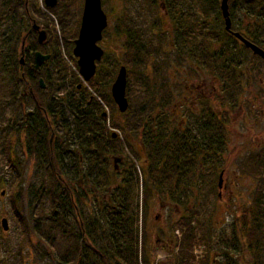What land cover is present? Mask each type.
Instances as JSON below:
<instances>
[{
	"label": "trees",
	"instance_id": "trees-1",
	"mask_svg": "<svg viewBox=\"0 0 264 264\" xmlns=\"http://www.w3.org/2000/svg\"><path fill=\"white\" fill-rule=\"evenodd\" d=\"M157 1L125 0L126 8L119 22L118 32L123 31L126 38L124 58L125 65L129 68L139 69L141 61L147 60L146 54L150 56L151 35L148 34L146 24L149 23L148 16H145L143 21L140 16L143 9L144 11L149 10L151 14L156 13L161 8ZM161 1L164 10L171 14L173 20L181 19V17H175L180 0ZM72 5L73 11L68 9L67 4L60 7L58 12L49 10L57 17V25L61 30L69 27L70 39H74L78 33L82 1L73 0ZM248 6V9L253 7V10H257V3L254 0ZM36 7L37 0H0V91L4 94V99L7 95L11 97L12 105L15 107L12 118L8 120V123L12 125L8 126L9 135L14 133L17 139H20L22 135L28 157L34 159L39 165L44 163L39 186L30 198L26 196L28 198L26 205L22 190L17 193L12 192L9 199L12 219L19 228V256H21V243L29 246V249L33 248L29 239V235L32 234L52 250L56 264H154V255L161 242H163L162 249L166 246L177 249V254L168 260L169 262L174 260L175 264H217L216 261L210 259L209 255L210 247L214 246V236L210 228L201 221L199 212L192 204L189 190L194 185L199 187L198 184L205 187L206 179L208 188L214 191L217 189L216 181L219 172L224 169V163L222 162L223 167L219 171L216 165L218 160L215 162V159L219 153L222 159L226 147L224 123L217 120L210 105L200 98V117L193 125L186 124L183 130L176 129L168 137L167 109L161 106L167 105L169 101V94H166L168 90L162 87L157 88V92L162 96L159 98V104H156L151 98L149 86L144 85L140 90L139 98L141 99L138 108L134 109L132 96L126 87L128 109L124 115L130 119L126 122L125 128L114 124L112 126L122 131L126 136L127 144L129 137L140 139L146 165L141 167V180L135 170L122 171L120 181L116 180L115 188H112V177L118 175L119 172L109 169L110 161L106 159L101 149L102 144L99 145L86 136L87 134L94 135V133L101 134L103 129L99 128L93 110L99 111L102 108L96 101L97 97L94 98L91 95L89 97L93 98L94 104L85 105L89 94L81 86L82 92H77L79 84L73 94V97H76L77 92L79 101L77 107L74 105L73 108V101L70 99L74 86L73 77L77 82L79 78L75 73L69 75L66 64L60 59L57 46L52 45L49 52H44L45 45L37 43V36L30 25L32 21H35L32 15H37ZM39 16L42 17V15ZM201 20L202 23L199 26L203 31V28L208 25L204 23V18ZM121 21L124 23V29L121 28ZM35 23L49 32L47 25ZM198 33L197 37H193L197 38L195 42L189 41L188 46L179 48V51L195 65L196 70L205 69L210 74L218 70L223 89L221 100L217 98L215 102L222 106L235 108L236 97L230 98L231 83L232 85L237 84L240 89L242 79L229 57L232 51L227 53L210 50L208 42L204 40L205 35ZM67 35L63 36L65 42L69 40ZM198 42H200L199 45ZM64 47L72 59L73 44L66 42ZM35 52L50 54V59L39 71L33 69ZM20 58H23V66L20 64ZM216 60H220L218 63L220 70L217 65L214 66ZM73 64L76 67L74 59ZM112 67L114 70L118 66H110L109 70L101 69V71L105 70L103 76L106 74L107 78L100 77V80L96 82L91 79L88 84L98 90V84L103 78L111 81ZM195 69L191 70L192 75L197 74ZM39 79L43 80L44 89L39 88ZM137 89L139 90V87ZM48 91V94L43 95ZM61 93L67 97L64 101L55 103L57 95ZM234 95L237 96L235 92ZM98 96L104 100L108 98L107 102L113 103L110 96L105 97L102 94ZM25 97L29 102H24ZM44 98H46L45 105L50 116L54 109L56 113L60 110L63 114L64 129L69 130L71 123L65 114L75 115L73 119V157H70L71 154L67 152L68 145L61 146L59 151L55 145L49 146L48 137L47 135L44 137V132L39 130L40 127L30 126L25 123V120H19V124L13 120L18 116V110L28 105L32 106L37 118ZM155 109L159 110V113L154 116ZM90 115L92 118H89ZM203 129H206V134ZM9 138L5 143L3 160L6 166L14 169V181L19 182L21 173L18 170L19 163L12 160L13 151ZM121 148L120 143L117 145L110 143L107 153L111 157L115 156ZM129 148L134 151L132 147ZM134 152L139 160V155L136 151ZM14 156L16 160L17 156ZM66 160L72 161L73 176L75 178L80 176L85 189L70 188L69 183L72 178L65 179L66 175L63 174L62 169V164L68 163ZM248 163L250 168L262 169L264 157L259 153L249 159ZM199 173L206 174V176L208 174V178L204 180ZM75 182L79 187L78 181H73V186ZM89 194L92 196L90 197ZM103 196L109 198V202L105 201ZM152 198L163 203L167 201L174 203L177 208L186 207L187 209L185 208V214L170 223V235L166 236L163 232L158 235L157 241L160 244L151 247L150 251V248L146 247V233H138L137 228L133 230V225L138 222L140 203L143 208L142 222L144 223L146 208ZM144 227L143 224V231H145ZM175 230L181 233L180 240L173 235ZM197 245L207 251L205 256L199 260H195L194 255ZM169 248L165 250L168 252ZM215 248L213 251L221 259L220 264H239L231 254L232 252L241 253L243 250L250 253L251 264H264V195L262 193L257 194L251 207L244 209L240 216H235L229 237L224 242L222 241V244L219 241ZM23 255L27 256V251L23 252Z\"/></svg>",
	"mask_w": 264,
	"mask_h": 264
},
{
	"label": "rangeland",
	"instance_id": "rangeland-1",
	"mask_svg": "<svg viewBox=\"0 0 264 264\" xmlns=\"http://www.w3.org/2000/svg\"><path fill=\"white\" fill-rule=\"evenodd\" d=\"M81 1V7L83 8V0ZM72 2L73 0H57L55 7L46 9L44 0H37V15H32L35 21H32L30 25L32 27L33 23L37 22L39 25L43 24L48 26L49 32H47L44 27H41V30H44L48 34V39L51 38L50 42L44 46V52H49L53 47L52 45L57 46L60 59L66 64V70L69 75L75 73L79 78L80 83L73 77V94L76 86L79 84L81 87H84L86 93L89 94L87 97L90 95L94 98L97 97L96 101L107 115L105 126L109 125L110 128H112V124L116 125V123H118L119 125L120 121H122V128H125L126 122L130 119L124 114L119 113L114 103H108V98H105L104 100L102 97L98 96L100 94L105 97L110 96L111 86L115 80L117 71L121 66L127 68L128 82L126 87L127 91L130 92V96H132L134 109L138 108L141 99L139 98V96H141L140 90L144 85H146V87L149 86L148 88L151 91V98L155 100L156 104H159V98L162 96L161 93L157 92V88L162 87L163 89H169L170 92L167 91L168 93L166 94H173V97L178 96L183 92L184 85L186 84H184L183 81L184 75L186 74L188 77V71L190 72L195 69V65L190 62L186 56L181 55L179 49L173 48L172 45L175 33L173 29L174 20L167 16L163 18V12L160 9L157 10L156 13L153 12V14H151L149 10L144 11L143 9L141 11V21H143L142 19H144L145 16H148L147 20L150 23H146L148 25V34L151 35V47H149L150 56L148 53L146 54L147 60L141 61L139 69L129 68L125 65V47L123 44L125 36L123 31L118 32L120 19L124 16L123 10L126 8L125 0H105V2H102L101 0L102 10L107 17V27L102 33V40L98 43V46L103 50L104 55L101 61L96 63V73L93 77L94 81H99L100 77L107 78L106 74L103 76L105 70L101 71V69L109 70L110 66L116 67V65L118 67L114 70V67H112L113 77L111 81L103 78L102 82L98 84V90L88 83L83 84L78 75L77 65L75 67L73 64V59L75 62L76 59L72 56V51L71 59L67 53L66 47H64V43L66 45V42L73 44L77 39V36L74 39H70L69 27L67 26L65 27V30H61L57 25V17L52 15L49 11L57 10L56 12H58L60 7L66 4L69 5L68 9L73 11ZM157 4H159L158 1ZM178 4L179 8H177L175 17L179 18L184 14L186 18V24L184 25L185 28L192 27L195 29V32L197 29L201 30L199 24L202 23V16L199 12L203 4L200 5V0H180ZM39 15H42V17ZM203 16L208 19V22L210 23L208 26H213L214 28V17L209 12ZM43 21H45V23H43ZM66 35L69 40H66L65 42L63 36ZM235 53V51H233V53L230 52L229 57L233 60L236 59ZM242 61L243 62L237 60L232 62L233 67L239 72L242 79L240 89L237 84L232 85L231 83L230 98L236 97V106L235 108H231L230 106L220 105L221 115L222 118L225 119L226 128V147L222 154V162L224 163L225 168L222 173L221 189H216L214 191L208 188L206 179L208 178V174L206 176V174L199 173L201 178H204V180L206 179L205 187L202 184H198L199 187L194 185V187L189 190L192 204L199 212L201 221L204 222V225L210 228V231L214 236V246L212 248L210 247L209 255L210 259L214 260V262L216 261L217 264H220L221 259H219L218 255L214 254L213 250L216 249L215 247L218 246L219 241L222 244V241L224 242V240L229 237V234L231 233V224L233 223L235 216H240L244 209L251 207L258 193L264 195V166L262 169L259 167L250 168L249 163L247 164L249 159L259 153L264 157V66L254 60L250 55H247L246 57L243 56ZM189 81L191 82L190 92L185 93L187 99L183 109L178 107L174 108V105L172 106V100L168 101L167 105H161L165 106V109H168L169 112L173 111V123L176 125L174 126V131L179 127V124L183 119L187 120L186 117H188V115L190 116L189 125H193L195 120L200 117V106L198 105L199 97L204 98L207 104L209 103L213 107L215 106L213 102H215L214 97H216L214 96L216 83L212 75L205 73L194 80L189 78ZM137 87H139V90ZM234 92L237 96L234 95ZM46 93L48 94L49 91L43 93V95ZM11 100L12 99L9 95L5 96L4 99V94L0 91V220L2 218L7 219L9 226L6 233L2 232L0 228V264H56L52 250L32 234L29 235V239L33 244V248L29 249V246L21 243V256L18 254V244L20 241L19 228L12 219L9 199L12 192L17 193L22 190L23 196H25L26 199V205L28 198L34 194L35 189L39 186L44 163L42 162L39 165L34 159L28 157L24 143L25 141L22 138V135L20 139H17L14 133H12L11 136L9 135L8 126L10 124L8 123V120L12 118L15 112V107L12 105ZM27 101L29 102L25 97L24 102L27 103ZM32 111L33 108L30 105L23 107L18 110V116L13 120L17 121V123L19 120H25V123L28 125L36 127L38 124L35 117L29 116L25 118V115ZM155 113L156 112L154 111V114ZM116 130H118L119 133H122L118 128ZM121 135L123 137V134ZM8 137H10L11 150L13 151L12 160L17 164L19 163L18 170L21 172L19 182L14 181V169L10 168L8 165L6 166L3 160L5 143ZM135 138L139 140L138 137ZM122 139L121 147L124 149V153H122L129 163L131 171L135 170L137 173L136 175H138L141 180V159L139 158L138 160L134 154V151H136V144L133 145L134 151H132L127 145L126 139L124 137ZM14 155L17 156V161L15 160ZM66 162L68 161L66 160ZM65 167L68 171L65 179L69 180L72 178V181L69 183L70 188L72 189L74 187L77 188V190L85 189V185L83 186L80 176L77 178L73 176V169H71L70 162L65 163ZM112 167L111 159L109 163V169L111 171H113ZM124 168L125 167H121L119 174L112 177V188H115V184L120 181ZM116 180L117 182H115ZM73 181H78L79 184L80 182L82 183L80 184V189L76 182L73 186ZM217 182L218 181H216V183ZM2 191L4 192L3 196H1ZM218 192H220L221 195L219 198ZM100 193L101 191L99 194ZM89 196L91 197L92 195L89 194ZM193 198H195V200ZM105 201L108 202L106 199ZM191 207V209H193V206ZM185 208L186 207L177 208L174 203L168 201L162 203L156 198H152L147 205V211L143 223V208L140 203L138 222L133 225V230L137 228L138 233H146V247H148L147 249L150 248L151 251V247L160 244L157 241L158 235L162 232L165 233L166 236L170 235V223L185 214ZM143 224L145 226V231H143L142 228ZM173 235L180 240L181 233L179 230H175ZM162 244L163 242H161V245L158 247L154 255V264H161L163 262H166L165 264H175L174 260L171 262L168 260L177 254V249L166 246L165 249L169 248L167 252L165 249H162ZM196 247L194 254L196 256L195 260H199L205 256L207 251L202 249L201 246L197 245ZM25 251H27V256L23 255V252ZM231 255L233 259L235 258L238 260L239 264H251V255L246 250H243L241 253L232 252Z\"/></svg>",
	"mask_w": 264,
	"mask_h": 264
},
{
	"label": "flooded vegetation",
	"instance_id": "flooded-vegetation-1",
	"mask_svg": "<svg viewBox=\"0 0 264 264\" xmlns=\"http://www.w3.org/2000/svg\"><path fill=\"white\" fill-rule=\"evenodd\" d=\"M254 1L257 3V10H253V7L252 9H248L249 7L248 5L252 3L253 0H227V9H228L227 12H228V19L230 23V29L228 31L225 29V19L221 11V0L200 1V5L202 2H203V5L199 13L202 16V18H204L205 20L204 23H206L207 25H210V23L208 22V19H206V17L203 16L204 14L209 12L214 17V28L213 26H210V27L206 26L205 28H203V31L196 30V32H195V29L192 27L185 28L184 25L186 24V21H185L186 18L184 14H182L180 20H174L175 27L173 26V29L175 33H174L173 45H172L173 48H176V49H179L181 47L186 48L189 44V41L192 40L195 42L197 40L196 37L199 35L198 32H201L203 35H205L204 40L208 42V46L210 50L212 49L215 52L216 51L217 52L226 51L227 53L228 51H232V53L233 51H235L236 59L235 60L231 59L232 60L231 62L237 61V60H239L240 62H243L242 57L243 56L246 57L247 55H250L254 60L258 61L260 64L264 66V60H262L259 56L253 54V52L250 49L246 48L243 42L235 36L236 34H238L242 39H244L245 41L249 42L250 44H252L253 46L257 47L258 49L264 52V10H263L264 0H254ZM158 2H159V7L161 6L160 10L163 12V18L167 16L172 19L171 14L167 13V11L164 10V5L162 1L158 0ZM201 26L203 25L201 24ZM121 28L124 29L123 21H121ZM194 36L196 37L193 38ZM46 37H47L46 42L43 45L48 44V34L47 33H46ZM125 41H126V38L123 44H125ZM199 44L200 42H198V45ZM218 63H220V60L219 61L216 60L214 66L217 65L218 69L220 70V66H218L219 65ZM190 72L188 71V77L186 74L184 75L183 81H184V84L185 83L186 84L184 85L183 92L179 94L178 96H175L176 98L173 97V94L172 95L169 94L168 100L173 101L172 106L174 105V108L178 107V108L183 109L184 105L186 104L187 98L185 96V93L190 92V84H191V82L189 81V78L190 79L192 78V80H194V79L199 78L200 75L202 74H205V73L210 74V72L209 71L207 72L205 69L203 70L197 69L196 75H192V73ZM212 72L210 75H212L216 83L215 94H214V96L216 97H214V100L216 101L217 98L221 100L223 86H222V80L220 78V73L218 72V70L217 71L214 70ZM81 90L82 89L80 88V85H79L77 92L78 91L80 92ZM77 92L75 95L76 97H73V93H71L70 95L71 97L70 99L73 101V108H74V105L75 107H77L78 105L79 99L77 97ZM66 97L67 96L62 93L57 95L56 97L57 99H55V103H58L57 101H61V102L64 101ZM200 98L202 97H199L198 105L201 103ZM45 99L46 98L43 99V105L39 107V116L37 118L34 115V110L31 112L30 115L26 114L25 118L29 116L35 117L38 122L37 123L38 127H40L39 128L40 132L42 131L44 132V137H46V135L48 134L47 137H48L49 146L55 145V148L59 151L61 146L68 145L69 149L67 150V152L71 154L70 157H73V119L75 115L71 114L69 116L68 114H65L67 117H69V121L71 123H70L69 130L64 129L63 128L64 126L63 125V114H61L60 110L56 113L54 109V111H52V115H51L52 117H51L50 112L46 108ZM213 103L215 104L214 107L210 105L209 103L208 104L210 105V108L214 111V114L216 115L217 120L221 123H224L225 125V119H223L221 115L220 104L216 102H213ZM93 104H94L93 98L89 97L85 105L92 106ZM93 112L96 116L97 122L99 124V128L103 130L101 134L100 133H94V135L87 134L86 135L87 138L92 139L93 142L95 143L97 142L99 145L102 144L103 147L101 149L103 150V153L105 154L106 159H108L109 161L112 159V166H113L114 172H120L121 167H125L123 169V172L130 171L131 169H130L129 163L127 162L123 154L124 153L123 148H121L120 152H118L115 156H112V157L111 155L107 153L109 152L108 145L110 143L116 144V145L118 143L121 144L122 143L121 140H123L122 138L124 137L126 139V136H124L123 133H119L118 130H116L117 128H114V127L110 128L109 125L105 126V120L107 118V115L104 112V110H99V111L93 110ZM158 113H159V110H156V114H154V116L158 115ZM167 116H168L167 126H168V137H169L171 134H173L174 126L176 125L173 123V111L169 112L167 109ZM189 117L190 116L188 115V117H186L187 120L183 119L182 122L179 124V127L181 128L177 127L176 129L183 130L186 124L189 125L190 123ZM89 118H92V116L90 115ZM122 123L123 122L120 121L119 125L122 126ZM116 125H118V123H116ZM203 130H204V134H206V129H203ZM121 134H123V137ZM201 134H202V131H201ZM128 142L129 143L127 145L132 148L134 147L133 145L136 144L135 150H136V153L139 155V158L141 159V165H142L141 167H145L146 160L142 152V145L140 144V139L137 140V138L135 137L134 138L129 137ZM216 160H218L216 165L220 171V169L223 167L220 153L218 154L217 159H215V162ZM71 162H70V166H71V169H73V164H71ZM223 168H225V166ZM62 169H63V174L65 173V175H67L68 171L64 163L62 164ZM222 173H223V170L221 169V171L219 172L218 178H217L218 182H219V179H222ZM80 184L82 183L80 182ZM80 184H79V188H80ZM220 196H221L220 192H218V198ZM103 199H106L109 202V198H107L106 196H103ZM76 215H77V212H76ZM80 226H82V224H80Z\"/></svg>",
	"mask_w": 264,
	"mask_h": 264
},
{
	"label": "water",
	"instance_id": "water-1",
	"mask_svg": "<svg viewBox=\"0 0 264 264\" xmlns=\"http://www.w3.org/2000/svg\"><path fill=\"white\" fill-rule=\"evenodd\" d=\"M57 0H44L45 7L51 9L55 7ZM221 11L225 19V29H230L228 19L227 0H221ZM107 27V17L102 10L101 0H83V8L80 19V27L78 30L77 39L73 42L72 56L76 59L78 74L82 83H88L96 73V63L100 62L104 52L98 46L102 40V33ZM31 29L36 33L37 43L43 45L46 42V33L41 30L38 25L33 23ZM240 39L246 48L250 49L253 54L259 56L264 60V52L253 46L249 42L242 39L238 34L235 35ZM50 59V55H44L40 52L33 54V69L39 71L40 68ZM21 66L24 65L23 58H20ZM39 88L44 89L45 84L42 79H39ZM126 84L127 71L124 66H121L116 74L115 80L110 89L111 98L117 107L119 113L123 114L128 109V102L126 99ZM29 112L27 115H30ZM221 187V179L218 182V189ZM4 192H1V196ZM0 227L3 232L9 229L8 220L2 218L0 220Z\"/></svg>",
	"mask_w": 264,
	"mask_h": 264
}]
</instances>
